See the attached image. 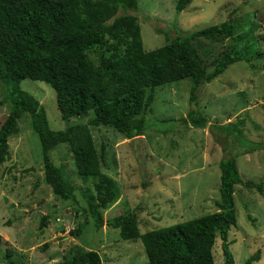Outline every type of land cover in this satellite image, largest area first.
<instances>
[{"label":"rangeland","instance_id":"1","mask_svg":"<svg viewBox=\"0 0 264 264\" xmlns=\"http://www.w3.org/2000/svg\"><path fill=\"white\" fill-rule=\"evenodd\" d=\"M176 2L139 0V10L129 11L138 17L146 51L165 45L176 34L232 21L233 37L197 38L194 45L207 70L225 52L245 57L197 91L198 108L208 118L205 127L180 121L190 109V78L155 88L148 128L137 138H125L111 127H91L98 150L105 148L102 171L115 182L116 197L102 210L103 218L136 210L143 233L218 211L219 163L226 156L236 160L244 181L264 185V0H192L180 13ZM91 58L96 63L95 55ZM20 86L44 105L54 130L86 123L90 117L63 120L55 91L44 81L26 78ZM5 94L6 85L0 80V99ZM9 111L7 104L0 105V128ZM30 119L23 114L0 164V264H59L73 244L99 252L103 264H150L142 241L122 239L118 228H96L88 218L81 234L73 233L86 215L75 214L80 206H72V211L44 181L41 141ZM227 123L230 130L221 127ZM235 129L241 143L232 133ZM253 141L262 148H247ZM66 145L53 148L50 156L56 165L66 167L81 205L86 206V198L96 199L98 177L78 175ZM234 199L237 225L230 229L229 240L235 264H245L257 250L261 258L252 264H264V195L238 184ZM45 215L48 219L42 226ZM213 254L215 264H223L220 237Z\"/></svg>","mask_w":264,"mask_h":264},{"label":"trees","instance_id":"2","mask_svg":"<svg viewBox=\"0 0 264 264\" xmlns=\"http://www.w3.org/2000/svg\"><path fill=\"white\" fill-rule=\"evenodd\" d=\"M191 2L177 0L176 11L182 12ZM138 10L139 0H0V80L6 85L0 105L7 104L10 109L0 128V164L8 153L10 138L19 132L21 117L28 113L41 141L44 181L68 206H80L75 214L82 211L86 215L73 230L77 236L92 218L96 228L108 225L118 228L124 240L140 239L150 264H215L213 247L220 237L223 264H235L229 240L230 229L237 225L235 187H255L264 195V185L244 181L233 157L226 156L219 163L220 200L214 213L144 233L136 210L103 218L102 210L115 200V182L102 171L105 148L98 150L91 127H111L125 138H137L148 128L147 112L152 111L155 88L186 78L193 80L190 109L180 121L205 127L208 118L198 108L197 91L245 57L225 52L214 61L213 69L207 70L194 45L197 38L233 37L236 24L232 21L176 34L165 45L146 51L138 17L129 12ZM26 78L51 85L63 120L90 114L88 121L64 130L52 129L44 105L21 88ZM228 124L221 127L230 130ZM238 131L232 133L241 143ZM61 144H67L72 153L78 175L98 177L96 199L86 198V206L81 205L66 167L51 159V150ZM246 147L257 150L262 144L253 141ZM47 219L43 216L42 226ZM260 258L257 250L245 264ZM59 264H103V260L99 252L73 244Z\"/></svg>","mask_w":264,"mask_h":264},{"label":"water","instance_id":"3","mask_svg":"<svg viewBox=\"0 0 264 264\" xmlns=\"http://www.w3.org/2000/svg\"><path fill=\"white\" fill-rule=\"evenodd\" d=\"M53 195H54V194H53ZM54 205H55V206H57V204H56V203H54ZM78 219L82 220V217H79Z\"/></svg>","mask_w":264,"mask_h":264}]
</instances>
